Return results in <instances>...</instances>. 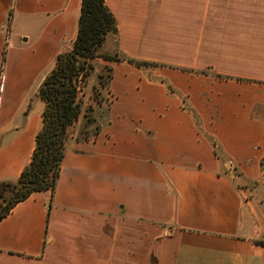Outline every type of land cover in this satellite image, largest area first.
<instances>
[{"label":"crops","instance_id":"crops-1","mask_svg":"<svg viewBox=\"0 0 264 264\" xmlns=\"http://www.w3.org/2000/svg\"><path fill=\"white\" fill-rule=\"evenodd\" d=\"M104 2L117 25L107 39L124 53L165 13L196 28L197 64L168 78V117L144 121L168 124V138L158 127L137 136L118 105L119 138L110 128L109 141L102 132L86 151L66 149L54 191L0 221V264H264V219L246 197L248 184L264 185V0ZM80 5L0 0V182L30 161L37 91L71 49Z\"/></svg>","mask_w":264,"mask_h":264},{"label":"rangeland","instance_id":"rangeland-1","mask_svg":"<svg viewBox=\"0 0 264 264\" xmlns=\"http://www.w3.org/2000/svg\"><path fill=\"white\" fill-rule=\"evenodd\" d=\"M165 14L156 21L149 20L153 22L142 27L139 41H130L125 53L122 47L118 43L114 44L113 38L110 37L99 50V54L117 58L126 55V57L150 64L137 67L123 60L105 62L99 57L89 61L87 74L78 79L77 100L82 114L67 130L65 151L68 148L73 151L74 149L86 151V148H92L94 144L92 141L95 139L100 141L102 132L105 133V141H109L112 134L110 128L113 135L119 138L125 129L118 120L115 119L113 124L112 121L117 114L116 108L120 104L117 117L122 120L125 118L124 120L136 126L132 129L137 136L143 139L154 138L157 132L155 133L153 127L155 129L158 127L163 133H167L168 138V124L147 123L150 128L147 130L144 121H150L151 116L162 113L168 117V78L172 74H181L179 69L197 64V36L192 33L196 28L182 25L184 22L181 20L180 13ZM106 68H109V71ZM155 120L164 121L165 119L156 118ZM155 142L157 151H165L166 146L168 149V140L160 138ZM101 149L104 150V148ZM261 166L264 176V157L261 160ZM227 169L221 168V173L225 176H229ZM233 180L234 185H242ZM248 185L255 194L246 197L249 200L253 198L251 202L258 217L264 219V185L257 186L255 183Z\"/></svg>","mask_w":264,"mask_h":264},{"label":"trees","instance_id":"trees-1","mask_svg":"<svg viewBox=\"0 0 264 264\" xmlns=\"http://www.w3.org/2000/svg\"><path fill=\"white\" fill-rule=\"evenodd\" d=\"M116 35V19L104 0H81L77 33L71 49L56 56L53 68L45 75L37 91L44 109L41 129L35 136L30 161L16 181L0 182V221L30 195L54 191L65 154L67 130L82 114L77 100L78 79L87 74L89 61L99 57L105 62L123 60L137 67L150 64L126 55L117 58L99 54L107 37L115 38ZM93 134L96 136L95 132ZM255 243L264 246V242Z\"/></svg>","mask_w":264,"mask_h":264}]
</instances>
